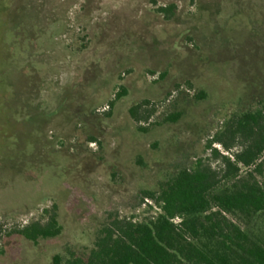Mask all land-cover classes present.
Wrapping results in <instances>:
<instances>
[{
    "label": "rangeland",
    "instance_id": "rangeland-1",
    "mask_svg": "<svg viewBox=\"0 0 264 264\" xmlns=\"http://www.w3.org/2000/svg\"><path fill=\"white\" fill-rule=\"evenodd\" d=\"M262 102L264 0H0V264L86 258L111 215L156 216ZM53 208L58 236L19 233ZM227 216L264 239V213Z\"/></svg>",
    "mask_w": 264,
    "mask_h": 264
},
{
    "label": "trees",
    "instance_id": "trees-1",
    "mask_svg": "<svg viewBox=\"0 0 264 264\" xmlns=\"http://www.w3.org/2000/svg\"><path fill=\"white\" fill-rule=\"evenodd\" d=\"M126 94L122 88L116 97ZM130 113L136 117V108ZM231 132L244 143L232 158L215 150L222 169L200 160L194 169L180 170L159 196L150 194L161 209L156 216L135 220L111 215L86 258L56 254L52 264H264V239L252 237L227 216L251 220L264 213V181L259 179L264 178V108L243 113ZM216 139L231 149L221 136ZM242 166L253 169L242 175ZM62 229L53 208L47 223L33 222L19 233L37 242Z\"/></svg>",
    "mask_w": 264,
    "mask_h": 264
}]
</instances>
